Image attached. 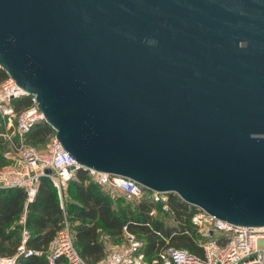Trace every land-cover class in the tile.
I'll use <instances>...</instances> for the list:
<instances>
[{"label": "water", "instance_id": "95a60500", "mask_svg": "<svg viewBox=\"0 0 264 264\" xmlns=\"http://www.w3.org/2000/svg\"><path fill=\"white\" fill-rule=\"evenodd\" d=\"M0 67L81 166L264 226V0H0Z\"/></svg>", "mask_w": 264, "mask_h": 264}, {"label": "built area", "instance_id": "2783aa9c", "mask_svg": "<svg viewBox=\"0 0 264 264\" xmlns=\"http://www.w3.org/2000/svg\"><path fill=\"white\" fill-rule=\"evenodd\" d=\"M26 95L30 96L31 104L21 112H16L11 106V101ZM37 104L35 95L23 89L9 76L0 83V117L5 130L12 129L19 138L13 141L7 132L3 134L11 142L16 156L10 152L4 155L11 163L0 169V189L21 188L26 192L18 224L24 225L27 205L33 201L42 176L51 180L56 188L60 207L64 210L67 185L75 177L78 169L88 171L96 184L112 185L138 200L159 198L161 192L146 189L129 178L111 176L81 166L63 148L55 134L44 149L24 143L25 135L31 127L37 121L45 120ZM45 169H49L50 172L46 173ZM152 213L153 211L150 212ZM191 221L197 227L199 234L197 245L202 253L198 255L185 248L168 246L151 260V264H264V226L232 224L201 209L192 216ZM122 235V240L108 250L102 264L144 263L145 257L140 252L141 242L137 240L135 234L123 227ZM27 237L28 231L23 227L21 244L17 252L10 256H0V264H18L21 255L40 254L39 251L25 248L24 242ZM59 258L63 264H89L74 244L72 227L65 212L62 225L51 240L47 252L49 264H55Z\"/></svg>", "mask_w": 264, "mask_h": 264}, {"label": "trees", "instance_id": "16d2710c", "mask_svg": "<svg viewBox=\"0 0 264 264\" xmlns=\"http://www.w3.org/2000/svg\"><path fill=\"white\" fill-rule=\"evenodd\" d=\"M6 78L7 72L0 67V83ZM30 104L28 95L11 101L16 112H21ZM4 130L5 125L0 117V149L1 141L8 140L3 135ZM54 134L53 127L42 119L31 127L24 142L36 147L35 144H43ZM167 195L166 204L176 223L173 227L165 225L161 219L150 214L154 209L150 199H140L135 210L126 205L115 210L110 195L92 181L88 171L82 169L76 171L75 177L67 185L62 210L56 188L48 177L42 176L33 201L27 205L24 225H21L17 221L23 211L26 192L21 188L0 189V256H10L17 252L24 227L28 231L25 248L41 253L21 255L18 264H49V244L62 225L63 212L72 227L74 244L89 264H95L104 257L105 250L98 234L102 232L121 241L123 227L140 240V252L148 259L147 264H151V260L168 246L185 248L200 255L202 250L197 245L199 234L191 221L192 216L200 209L183 201L175 193ZM55 264H63L62 259H57Z\"/></svg>", "mask_w": 264, "mask_h": 264}, {"label": "rangeland", "instance_id": "374dc122", "mask_svg": "<svg viewBox=\"0 0 264 264\" xmlns=\"http://www.w3.org/2000/svg\"><path fill=\"white\" fill-rule=\"evenodd\" d=\"M5 132H7L11 136L12 139H19L17 134L13 133L12 129L9 131L4 130V133ZM50 137L51 136H49L43 144H35L36 147H38L39 149L46 148L47 144L51 140ZM24 143H27V142L25 141ZM1 144H2L1 145L2 149H0V153L2 155V160L0 161V169L4 166L8 165L9 161H11L10 159H8L7 157L4 156L6 153L10 152L14 156H16V151L13 150V148L10 145V142H8V140L7 141H1ZM103 187H104V189L106 187L111 191V193L113 195V201H114L113 208H115V210L117 208H119L120 206H124V205L128 206L132 210H135V205L138 203V201L140 199L138 200L134 197L128 196L126 193H124L123 191H120L119 189L115 188L112 185H106ZM167 196L168 195L166 193H161V194H159L158 199H150L149 201H152L154 204V209L152 210L153 211L152 214L155 217L161 219L165 225L173 227L176 225V223H175V220H174L172 214L169 213L168 206L166 204ZM98 237H99V241L101 242L102 246L104 247L105 252H104V257L95 264H102L107 253H108V250L110 248L114 247L116 244H118L120 242V239L115 238V237H111L110 235L102 233V232H100L98 234ZM138 241H140V240H138ZM144 263L145 264L149 263L148 259H144Z\"/></svg>", "mask_w": 264, "mask_h": 264}, {"label": "crops", "instance_id": "0c3cea01", "mask_svg": "<svg viewBox=\"0 0 264 264\" xmlns=\"http://www.w3.org/2000/svg\"><path fill=\"white\" fill-rule=\"evenodd\" d=\"M101 187H102V190H103L104 192L108 193V194L110 195V197L112 198V200H113V195H112L111 191H110L108 188H106V187H105V189H104L103 186H101ZM112 203H114V201H112ZM112 206H113V205H112Z\"/></svg>", "mask_w": 264, "mask_h": 264}, {"label": "bare ground", "instance_id": "6f19581e", "mask_svg": "<svg viewBox=\"0 0 264 264\" xmlns=\"http://www.w3.org/2000/svg\"><path fill=\"white\" fill-rule=\"evenodd\" d=\"M10 77V76H9ZM11 78V77H10ZM12 80H14L13 78H11ZM43 113V112H42ZM43 116H44V114H43ZM45 118V117H44Z\"/></svg>", "mask_w": 264, "mask_h": 264}]
</instances>
